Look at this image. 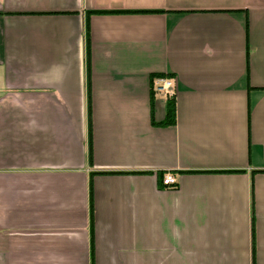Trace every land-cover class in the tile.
<instances>
[{
  "label": "crops",
  "instance_id": "0c3cea01",
  "mask_svg": "<svg viewBox=\"0 0 264 264\" xmlns=\"http://www.w3.org/2000/svg\"><path fill=\"white\" fill-rule=\"evenodd\" d=\"M0 264H264V0H0Z\"/></svg>",
  "mask_w": 264,
  "mask_h": 264
},
{
  "label": "built area",
  "instance_id": "2783aa9c",
  "mask_svg": "<svg viewBox=\"0 0 264 264\" xmlns=\"http://www.w3.org/2000/svg\"><path fill=\"white\" fill-rule=\"evenodd\" d=\"M151 92L163 95L166 99L174 100V81L171 77H156L151 82ZM162 185L166 188L176 186L177 180L174 174L166 172L162 176Z\"/></svg>",
  "mask_w": 264,
  "mask_h": 264
},
{
  "label": "trees",
  "instance_id": "16d2710c",
  "mask_svg": "<svg viewBox=\"0 0 264 264\" xmlns=\"http://www.w3.org/2000/svg\"><path fill=\"white\" fill-rule=\"evenodd\" d=\"M99 13V12H98ZM156 77H172L170 75H164V74H153L150 76V93H151V82ZM166 116H165V122L166 124H172L174 121V104H173V98H167L166 99Z\"/></svg>",
  "mask_w": 264,
  "mask_h": 264
}]
</instances>
